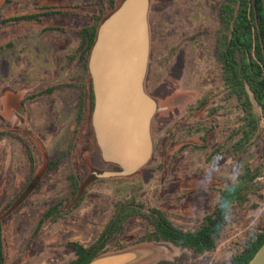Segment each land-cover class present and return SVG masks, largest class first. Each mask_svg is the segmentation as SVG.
Here are the masks:
<instances>
[{
	"label": "rangeland",
	"instance_id": "1",
	"mask_svg": "<svg viewBox=\"0 0 264 264\" xmlns=\"http://www.w3.org/2000/svg\"><path fill=\"white\" fill-rule=\"evenodd\" d=\"M124 1L115 0L112 10L110 0H0L3 264H68L76 256L70 242L95 241L116 203L132 197L163 209L177 226L194 229L215 209L223 188L236 186L241 175L262 164L264 118L257 140L239 146L242 135L236 130L243 111L224 84L216 57L222 0H149L144 87L157 103L152 155L134 175L89 180L93 170H119L103 159L97 143L95 105L87 96L92 76L89 61L86 70L80 60L79 30L92 26L97 15L103 22ZM60 156L50 169L49 163ZM37 175L40 182L23 199L27 182ZM74 178L80 187L75 197ZM256 184L259 191L249 194L242 206L231 207L215 251L206 256L171 244L125 250H158L137 264L162 259L231 264L232 254L264 222V176ZM147 230L144 219L131 218L111 239L110 253Z\"/></svg>",
	"mask_w": 264,
	"mask_h": 264
},
{
	"label": "trees",
	"instance_id": "2",
	"mask_svg": "<svg viewBox=\"0 0 264 264\" xmlns=\"http://www.w3.org/2000/svg\"><path fill=\"white\" fill-rule=\"evenodd\" d=\"M104 1V0H101ZM111 1L112 10L116 8L115 0ZM31 18V17H27ZM103 17L97 15L95 23L90 27L79 30L81 42V63L87 70L88 59L95 43L99 25ZM216 57L220 64L224 84L235 94L240 102L243 114L241 127L236 134H241L239 146L243 141L254 138L259 128V121L264 118V0H222L220 8V26L216 33ZM90 105L94 103L92 83L88 87ZM85 96V95H84ZM83 97V96H82ZM86 97V96H85ZM82 103V102H81ZM257 140V138L255 137ZM51 161L50 169L58 160ZM263 161L257 170L249 169L248 173L240 176L236 186H226L221 190L215 209L207 214L202 223L194 229L177 226L163 209L150 207L146 202L135 197L116 203L115 210L100 235L90 244L70 242L75 249V258L68 264H88L95 258L112 252L109 247L111 239L123 229V225L133 217H141L147 223V232L138 240L119 246L116 250L140 244H171L180 249H188L197 257H204L215 251L216 242L221 230L228 222L232 206H242L249 194L259 191L256 180L263 177ZM114 169L121 170L118 165ZM103 172L93 170L89 180L102 178ZM29 187L28 194L40 182ZM257 187V188H256ZM72 196L80 190L78 181L74 178L71 184ZM62 203L53 206L45 216H51ZM238 252L231 256V264H249L257 251L264 244V222L243 241ZM176 261L162 259L158 264H176ZM4 263L2 244V226L0 223V264Z\"/></svg>",
	"mask_w": 264,
	"mask_h": 264
},
{
	"label": "water",
	"instance_id": "3",
	"mask_svg": "<svg viewBox=\"0 0 264 264\" xmlns=\"http://www.w3.org/2000/svg\"><path fill=\"white\" fill-rule=\"evenodd\" d=\"M149 0H125L100 25L89 57L95 107L92 123L103 159L116 173L136 174L152 155L151 122L157 103L145 92L150 39ZM157 249L136 247L88 264H137ZM249 264H264V244Z\"/></svg>",
	"mask_w": 264,
	"mask_h": 264
},
{
	"label": "flooded vegetation",
	"instance_id": "4",
	"mask_svg": "<svg viewBox=\"0 0 264 264\" xmlns=\"http://www.w3.org/2000/svg\"><path fill=\"white\" fill-rule=\"evenodd\" d=\"M39 177H40V175H37V176H35L31 181H30V179H29V181L27 182L26 188L24 189L23 194H22L23 199H24V197L26 198V196H27V194H28L27 192L29 191V190H28L29 187H30L32 184L36 183L37 180L39 179Z\"/></svg>",
	"mask_w": 264,
	"mask_h": 264
}]
</instances>
